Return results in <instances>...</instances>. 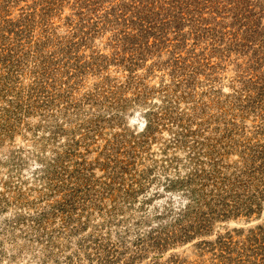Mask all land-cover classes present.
Segmentation results:
<instances>
[{
  "label": "rangeland",
  "instance_id": "rangeland-1",
  "mask_svg": "<svg viewBox=\"0 0 264 264\" xmlns=\"http://www.w3.org/2000/svg\"><path fill=\"white\" fill-rule=\"evenodd\" d=\"M262 153L264 0H0V264H264Z\"/></svg>",
  "mask_w": 264,
  "mask_h": 264
},
{
  "label": "trees",
  "instance_id": "trees-1",
  "mask_svg": "<svg viewBox=\"0 0 264 264\" xmlns=\"http://www.w3.org/2000/svg\"><path fill=\"white\" fill-rule=\"evenodd\" d=\"M261 158H264V153L261 154ZM253 169L254 170H260L262 173V172H264V165L257 166ZM263 195H264V191H263ZM261 197L264 198V196H261ZM258 239H260V240H258ZM255 240L259 241L260 252L262 253V259L264 260V231H263V234H261L259 237L257 236V238H255Z\"/></svg>",
  "mask_w": 264,
  "mask_h": 264
}]
</instances>
